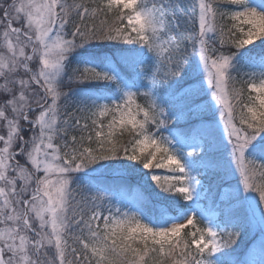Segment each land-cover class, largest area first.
Returning <instances> with one entry per match:
<instances>
[{
  "label": "snow or ice",
  "instance_id": "6c2138e0",
  "mask_svg": "<svg viewBox=\"0 0 264 264\" xmlns=\"http://www.w3.org/2000/svg\"><path fill=\"white\" fill-rule=\"evenodd\" d=\"M0 264H264V0H0Z\"/></svg>",
  "mask_w": 264,
  "mask_h": 264
},
{
  "label": "trees",
  "instance_id": "16d2710c",
  "mask_svg": "<svg viewBox=\"0 0 264 264\" xmlns=\"http://www.w3.org/2000/svg\"><path fill=\"white\" fill-rule=\"evenodd\" d=\"M163 171H164V170H158V172H160V174H164ZM200 223H201V222H200ZM198 224H199V222H196L197 227H199ZM192 230H193L192 228L185 229L186 232H190V231H192Z\"/></svg>",
  "mask_w": 264,
  "mask_h": 264
},
{
  "label": "rangeland",
  "instance_id": "374dc122",
  "mask_svg": "<svg viewBox=\"0 0 264 264\" xmlns=\"http://www.w3.org/2000/svg\"><path fill=\"white\" fill-rule=\"evenodd\" d=\"M201 203H202V206H204V202L202 201ZM201 218H202V217H201ZM203 221H204V224H205L204 227H205V226L207 225V221L204 220V219H203ZM258 258H259V257L257 256V259H258Z\"/></svg>",
  "mask_w": 264,
  "mask_h": 264
}]
</instances>
